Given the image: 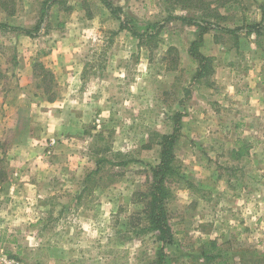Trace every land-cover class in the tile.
<instances>
[{
    "label": "rangeland",
    "instance_id": "1",
    "mask_svg": "<svg viewBox=\"0 0 264 264\" xmlns=\"http://www.w3.org/2000/svg\"><path fill=\"white\" fill-rule=\"evenodd\" d=\"M111 2V14L98 0L80 3L85 16L67 2L28 14V36L39 38L45 15L43 30L77 20L83 64L66 81L41 71L40 52L24 95L7 96L15 109L0 123V255L20 264H205L201 247L214 240L224 255L214 264H264V178L253 176L263 163H246L243 176L196 112L217 67L252 54L249 41L264 56V0H215L220 17L213 0ZM243 27L251 34L238 42L228 29ZM13 41L0 39V84L13 85ZM170 134L179 176L166 204L173 240L163 243L144 230L138 192L161 159L160 135Z\"/></svg>",
    "mask_w": 264,
    "mask_h": 264
},
{
    "label": "crops",
    "instance_id": "2",
    "mask_svg": "<svg viewBox=\"0 0 264 264\" xmlns=\"http://www.w3.org/2000/svg\"><path fill=\"white\" fill-rule=\"evenodd\" d=\"M84 1L89 0H0V39L7 36L14 40L10 48L15 53V56L13 55V65L17 67L15 77H13V85H5L4 82V85L0 84V123L6 122V119H9L10 114L15 109V106L7 100V96L13 89L18 92L19 96L24 95V92H26V84L30 78L28 70L31 69L33 61L40 52L41 56L37 60L44 64L46 68L61 76L62 79L72 82L81 77L79 67L83 63L80 62L78 57L80 45L78 37H81V34L73 33V29L77 25L80 29L77 20L74 22L56 20L52 30L47 28L43 30V25L48 24V16L45 15V18L42 21L40 20L41 22L39 21L41 25L39 32L43 34L39 38L37 36L31 37L32 34L28 36L31 30H29L27 18L29 12L38 13L37 5L41 4L42 7L39 11L42 12V10H48L50 5L60 2L71 4L66 9L71 8L76 15L85 16V14L82 15L80 6V3ZM98 1L104 5L107 1L111 3V7L114 6L111 0ZM214 1L211 7L217 6V2ZM236 1L240 2L241 0ZM253 2L254 0H251V3ZM106 8L110 14L113 13L112 9L107 6ZM180 10L181 12L184 11V9ZM58 11H61L59 7ZM219 12L221 13V11ZM243 14L244 12L240 11L237 16L242 18ZM40 16H43V13ZM77 18L80 19V17ZM63 24L65 29L56 30ZM229 28L233 27L230 26ZM250 29L243 27L239 31L228 30L232 31L229 33L237 34V41L239 42L242 37L251 34ZM92 30L93 28L89 29L90 34H92ZM248 38L250 40L251 36ZM80 40H83V38L81 37ZM43 44H45V49L41 48ZM258 50L259 47L255 45L254 41H249L247 51H252V54L248 55L244 51L247 57L243 58L240 61L241 63L235 61L229 63L228 67L224 65L217 67L208 88L210 94L206 98L202 95L197 97L196 112L198 111L201 115V132L211 131L213 136L212 145L215 148L227 147L229 144L228 155L231 159L242 162L243 165H240L241 169H238V171L243 176L245 168H248L245 165L246 163L260 161L263 164L256 167L257 172L253 176L264 178V56L262 58H260L261 56L257 57L255 51ZM9 60L6 57L5 62H9ZM242 62L245 67L240 65ZM217 157L224 160L225 154L215 152L212 158L217 161ZM249 167L252 168L250 165ZM216 176L221 177V174L218 172ZM235 176L234 174L232 178ZM261 187L264 189V186Z\"/></svg>",
    "mask_w": 264,
    "mask_h": 264
},
{
    "label": "trees",
    "instance_id": "3",
    "mask_svg": "<svg viewBox=\"0 0 264 264\" xmlns=\"http://www.w3.org/2000/svg\"><path fill=\"white\" fill-rule=\"evenodd\" d=\"M188 1L191 0H177L181 4V8H185L189 5ZM221 5V3H219ZM105 5L111 8L110 2H105ZM197 7L204 9L205 4L197 5ZM206 7H209L206 4ZM211 7H209L210 9ZM210 10L215 11L214 17H220V13L217 12V7H213ZM204 18L207 16L203 14ZM178 19L185 21L190 24H196L198 26L202 25L201 21L196 19L178 16ZM121 27L126 28L123 22H121ZM136 37H141L139 33L133 29H129ZM233 31V30H232ZM228 30V32H232ZM201 61L206 59L204 56H199ZM36 65V64H35ZM38 67L43 71V73L51 74V71L46 69L44 65L39 62ZM206 65L204 66V68ZM201 70H203V65H201ZM201 74V73H200ZM49 99H52L51 97ZM174 133V132H173ZM176 134L170 135H160L161 141L159 144L162 146L161 159L158 164L151 166L150 168V179L148 180L146 190L143 192H138L143 202V207L141 213L145 219L144 230L151 231L155 234L157 240L163 243H168L173 240V231L171 228V223L169 220L168 208L166 206L169 199L173 196L172 182L176 181L179 176V167L176 164L175 154L173 152V146L175 142ZM204 247H201V256L205 264H214L217 259H220L224 255L222 254V249L214 240H207L203 242ZM220 261V260H219ZM222 261H226L223 258ZM217 263V262H216Z\"/></svg>",
    "mask_w": 264,
    "mask_h": 264
},
{
    "label": "built area",
    "instance_id": "4",
    "mask_svg": "<svg viewBox=\"0 0 264 264\" xmlns=\"http://www.w3.org/2000/svg\"><path fill=\"white\" fill-rule=\"evenodd\" d=\"M0 263H5V264H20L18 261L7 260V258L4 257L3 255H0Z\"/></svg>",
    "mask_w": 264,
    "mask_h": 264
}]
</instances>
